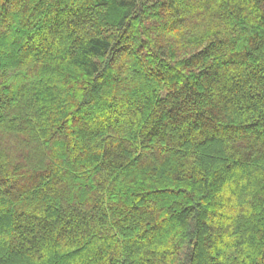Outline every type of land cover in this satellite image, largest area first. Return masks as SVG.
Wrapping results in <instances>:
<instances>
[{
  "label": "trees",
  "instance_id": "trees-1",
  "mask_svg": "<svg viewBox=\"0 0 264 264\" xmlns=\"http://www.w3.org/2000/svg\"><path fill=\"white\" fill-rule=\"evenodd\" d=\"M0 264H264V0H0Z\"/></svg>",
  "mask_w": 264,
  "mask_h": 264
}]
</instances>
